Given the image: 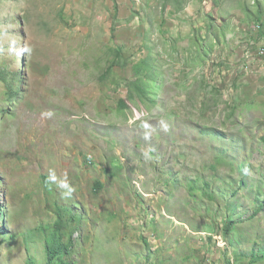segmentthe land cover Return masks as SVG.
I'll return each mask as SVG.
<instances>
[{"label":"rangeland","instance_id":"374dc122","mask_svg":"<svg viewBox=\"0 0 264 264\" xmlns=\"http://www.w3.org/2000/svg\"><path fill=\"white\" fill-rule=\"evenodd\" d=\"M258 1L0 0V264H264Z\"/></svg>","mask_w":264,"mask_h":264},{"label":"trees","instance_id":"16d2710c","mask_svg":"<svg viewBox=\"0 0 264 264\" xmlns=\"http://www.w3.org/2000/svg\"><path fill=\"white\" fill-rule=\"evenodd\" d=\"M257 4H258V9L255 14L254 20H256L260 24H263L264 2L258 1ZM261 35L264 36V33H262ZM152 62L153 61H151L149 57L141 60V63L137 66L139 71H141V76H140L141 79L140 80L137 79L134 84L135 89H136L135 95L133 97L132 92H131L130 93L131 95L130 97L128 96L127 100H121L118 103V105L121 108H127V106L129 107V102L132 99H133L132 101H135L136 103L142 102L143 98L149 97V94L151 93V91L156 89V82L158 80V74H157L156 69H151ZM151 75L153 76L152 78H151ZM14 77H12V80ZM6 87L8 88V91L10 92L11 96H13V87H14L13 83L11 81L6 83ZM130 108H131V105H130ZM57 224H58L57 227L60 229L56 233L53 234L51 241H48L45 246L46 254H47V264H68L65 261V256L70 251V244L65 245L63 242L62 233H61V229L63 228V220L61 217H59V222H57ZM230 226H231L230 224H227L225 226L226 232L228 231ZM261 260L264 261V257H262Z\"/></svg>","mask_w":264,"mask_h":264},{"label":"built area","instance_id":"2783aa9c","mask_svg":"<svg viewBox=\"0 0 264 264\" xmlns=\"http://www.w3.org/2000/svg\"><path fill=\"white\" fill-rule=\"evenodd\" d=\"M257 52L259 53V56L262 60H264V46L263 47H258Z\"/></svg>","mask_w":264,"mask_h":264},{"label":"clouds","instance_id":"9594fccd","mask_svg":"<svg viewBox=\"0 0 264 264\" xmlns=\"http://www.w3.org/2000/svg\"><path fill=\"white\" fill-rule=\"evenodd\" d=\"M261 209H263V203H261V207H260V209H259V210H261Z\"/></svg>","mask_w":264,"mask_h":264}]
</instances>
